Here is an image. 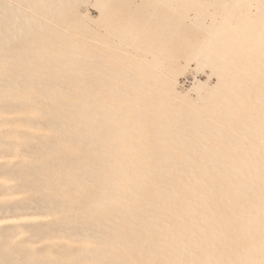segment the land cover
<instances>
[{
    "label": "bare ground",
    "instance_id": "bare-ground-1",
    "mask_svg": "<svg viewBox=\"0 0 264 264\" xmlns=\"http://www.w3.org/2000/svg\"><path fill=\"white\" fill-rule=\"evenodd\" d=\"M87 1L0 0V264H264V0Z\"/></svg>",
    "mask_w": 264,
    "mask_h": 264
},
{
    "label": "rangeland",
    "instance_id": "rangeland-1",
    "mask_svg": "<svg viewBox=\"0 0 264 264\" xmlns=\"http://www.w3.org/2000/svg\"><path fill=\"white\" fill-rule=\"evenodd\" d=\"M93 1L94 0H88L87 2H83L80 6H79V11L80 12H85V11H90L92 14V16L94 18L98 17L99 13L98 11L94 8L93 6ZM132 4L135 5H139L141 2V0H131ZM145 3V2H144ZM149 3V11L151 13H153L156 10V13H153L154 16L152 17L150 26V33L152 34L149 39L151 40V45L154 47V45H156V47L160 48L162 47L161 45L163 44V38L161 36V31H162V22H163V17L167 16L168 17V22L171 23V25H178V18L176 14L171 13L170 11H166L164 9V7L161 5L159 0H152ZM136 5V6H137ZM135 6V9H137ZM89 9V10H88ZM144 18V17H143ZM142 18V19H143ZM184 21V23L182 24L183 27L180 28V36H185L189 41L187 42L186 40H180L178 38H176L169 46V51L172 52V54L178 58L179 60H183V55L187 54L189 51H192L195 47H193V45L195 44L193 42V39H200L202 38V36L205 34L203 33L200 29L195 28L192 26V24H190L189 22ZM181 25V26H182ZM177 31V30H176ZM174 31V32H176ZM173 32V33H174ZM170 32H167V34H165V36H170ZM195 65H192L189 69H187L180 77V88H183L184 90L189 89L192 84L194 83V80L196 78L200 79V80H205L207 78L209 69L208 68H203V69H194ZM196 77V78H195ZM212 82L216 80L215 77L211 78Z\"/></svg>",
    "mask_w": 264,
    "mask_h": 264
}]
</instances>
